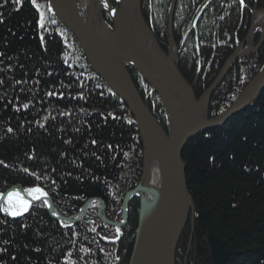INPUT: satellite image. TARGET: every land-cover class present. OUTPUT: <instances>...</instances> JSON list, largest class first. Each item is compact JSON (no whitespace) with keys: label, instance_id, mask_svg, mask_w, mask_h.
Wrapping results in <instances>:
<instances>
[{"label":"trees","instance_id":"1","mask_svg":"<svg viewBox=\"0 0 264 264\" xmlns=\"http://www.w3.org/2000/svg\"><path fill=\"white\" fill-rule=\"evenodd\" d=\"M42 1L0 0V192L17 183L41 186L71 215L90 197L110 201L125 177L122 165L133 172L132 160H142L141 138L129 108ZM162 1L153 30L167 50L163 9L169 0ZM150 2L144 1L145 15ZM263 7L264 0H178L182 20L174 32L181 70L196 82L198 97L247 37L253 10ZM200 67L204 75L197 77ZM262 68L264 45L235 63L221 85L231 92L212 109H228ZM183 159L195 205L196 259L210 263L207 238L213 232L228 246L227 264H264V91L227 124L192 140ZM108 207L110 212L111 202ZM17 208L0 207V264H128L137 218L125 227L124 239L109 242L96 213L97 220L76 225L54 218L45 202L11 215Z\"/></svg>","mask_w":264,"mask_h":264},{"label":"water","instance_id":"2","mask_svg":"<svg viewBox=\"0 0 264 264\" xmlns=\"http://www.w3.org/2000/svg\"><path fill=\"white\" fill-rule=\"evenodd\" d=\"M141 1L121 0L120 6L116 9L115 13L111 12L114 23L113 29L109 30L106 28L103 34L100 33L104 38L109 40L107 43L104 41L105 45L103 44L104 42L101 43L102 40L98 39L97 34L95 35V33L91 32L92 30L89 29L82 16L71 9L69 0H50V4L60 19L76 34L92 68L103 76L115 93L124 99L131 108L136 116L138 128L145 144L146 159L144 175L136 188L127 193L124 202V217H126L128 215V204L131 198L134 195H140L142 200L140 224L136 232V241L130 264H175V253L179 238L185 228L187 218L195 210L193 197L188 188L183 150L188 141L198 133L213 126L220 125L223 122H227L233 114L250 106L252 101L259 98L264 89V69L258 72L249 84L246 85L242 94L229 110L216 118L209 119L207 116L203 121L199 120V112L202 111V108H206L207 113V105L214 89L224 79L236 60L251 54L260 47L264 39V27L262 29L263 35L260 43L256 46L251 44L250 48L246 47L244 49H242L244 42L240 43L236 51L226 61L215 82L203 94L201 99H198L190 82H188L175 65L177 58L173 39L171 38L170 56H166L159 46L158 40L149 30L147 23L141 15ZM99 9H101L100 6L98 7V15L101 23H103L105 21L102 20ZM256 11L264 12V9ZM135 15L138 16L141 26L146 29L157 46L160 56L163 59H169L170 64L172 62V73L166 72L167 65L164 69L161 67L164 64L162 61L160 64H155L152 63L151 58H148L151 61L150 64L147 59L137 54L139 52L137 49H134V51L129 50V47L131 49L133 48L132 45H129L122 37L127 36L126 31H128L131 20ZM253 26L254 22H252L249 32L250 35L253 34L252 38H254L255 34ZM169 31L172 35V27L169 28ZM102 45L109 47V50H103ZM171 56H173V60L170 59ZM126 64H134L145 78L160 91L169 111V121L172 128L170 134L165 131L143 100L142 95L125 68ZM148 72L153 73V77ZM159 79L162 82L170 83L180 92L182 98L181 105L173 102L171 96L165 92ZM175 116L176 118H174ZM172 118H174L173 122ZM151 158L157 161L166 186L165 196L160 195L161 193H158L160 191L156 189V192L158 191V200L154 206L148 205L143 198V193L151 190L144 183V177L148 172V163ZM13 189L24 191V196L30 202L29 206L40 200H44L48 205L50 213L55 218L72 223L79 220L74 216L67 217L60 213L50 194H43L33 198L25 192L21 185L15 186L2 194L0 196L2 197L0 199V205L7 198V194ZM93 201L101 202L100 216L103 220L110 223L102 214L103 212L101 210L105 205L101 198L95 197L89 199L84 204L81 213L85 216L88 205ZM116 224L120 227L125 222ZM209 242L212 247L213 263L224 264L229 257L226 243L213 233L209 234Z\"/></svg>","mask_w":264,"mask_h":264},{"label":"rangeland","instance_id":"3","mask_svg":"<svg viewBox=\"0 0 264 264\" xmlns=\"http://www.w3.org/2000/svg\"><path fill=\"white\" fill-rule=\"evenodd\" d=\"M89 1V5H90V3L92 2V0H88ZM144 1L145 0H142L141 1V4H140V12H141V15H142V17L144 18V20H145V22L147 23V25H148V28H149V30L152 32V34L156 37V39L158 40V43H159V46L162 48V50H163V52L166 54V56H170V51H171V45H172V40H171V38L173 39V41H174V45H175V48H176V58H177V62H176V66H177V68L179 69V71L185 76V74L182 72V70H181V66L183 65L182 64V62L180 61V59H179V45H178V43H177V40H176V34H175V32H174V25H175V21L177 20V21H180L181 22V20L182 19H180V18H182V16H178V19H177V3H178V0H169V2H167V4H166V9H163V11L165 12V18H166V22H165V24H166V31H167V36H168V40H169V43H168V41H167V45H164L165 47H166V49L167 50H165L163 47H162V45H161V43H160V41H159V39H158V37H157V35H156V33H155V31L153 30V26H155V19H153V17H154V15H156L155 14V8L157 7V6H159L158 4L160 3V2H162V3H164V1H162V0H156V2L154 1V3H153V0H150L151 2V4L153 5V8L151 7V5H148L147 7H148V9L149 10H147V14L145 15V6H144ZM185 1H187V0H185ZM193 1H196V2H199V0H191V2H193ZM98 2H99V6H100V8L101 9H99V13H100V16H101V18H102V20L103 21H105V22H103L104 23V25H105V27L107 28V29H109V30H112L113 29V27H114V23H113V18H112V16H111V12H113V13H115V11H116V9L117 8H119V6H120V3H121V0H98ZM45 3V5L47 6H45L46 7V11H48V10H51L52 12H53V14L55 15V16H57V18H58V21H59V25H61V24H63L67 29H69L70 31H72L61 19H60V17L57 15V13L54 11V9L51 7V4H50V0H43L42 1V4H44ZM47 3V4H46ZM88 5V6H89ZM44 7V8H45ZM187 6H184V10H185V8H186ZM264 8H261L260 10H263ZM180 10V7H179V9H178V11ZM205 9L203 8V9H201V11H200V14L204 11ZM199 14V15H200ZM171 18H172V25L170 26V22H171ZM198 18V17H197ZM47 20H49V19H46L45 20V22L47 21ZM112 21V24H110L109 23V21ZM50 21V24H49V26H51L52 24L54 25V24H56L55 23V21H52L51 19L49 20ZM162 21V20H161ZM107 23V24H106ZM252 26V25H251ZM170 27H172V29H173V33H172V35H171V33H170V31H169V28ZM263 27H264V20L262 21V22H260L259 24H258V26H256V28L254 29V31H255V34H254V41H253V46H256V45H258L259 43H260V41H261V39H262V33H261V31H262V29H263ZM250 29H251V27H250ZM257 31H259V32H257ZM73 32V31H72ZM74 33V32H73ZM258 33H261V37H260V34H259V37L256 39V37L258 36ZM249 34V33H248ZM74 35L76 36V34L74 33ZM77 38V37H76ZM72 39V38H71ZM77 40H78V38H77ZM244 41V40H243ZM78 42H79V44H80V46H81V48L83 49V46L81 45V43H80V41L78 40ZM163 43V42H162ZM247 45H248V42L247 41H245L244 43H243V45H242V49H244V48H246L247 47ZM263 45H264V39H263V42H261V45H260V47L256 50V51H254V52H252L251 54H249V55H247V56H251V55H253V54H255L257 51H259L262 47H263ZM241 49V50H242ZM83 51H84V53L86 54V52H85V50L83 49ZM234 51H236V50H234ZM86 57H87V55H86ZM172 57V56H171ZM241 58H243V57H241ZM241 58H239L238 60H240ZM87 59H88V57H87ZM201 60V59H200ZM238 60H236V62L238 61ZM88 61H89V59H88ZM227 61V60H226ZM235 62V63H236ZM89 63H90V61H89ZM235 63L233 64V66L235 65ZM224 64H226V62L224 63ZM90 66H91V63H90ZM232 66V67H233ZM202 67V66H201ZM201 67L200 68H198V71H197V73H196V76L198 77V76H200V77H202L203 75H204V71H203V69L201 70ZM232 67L230 68V70L232 69ZM91 68H92V66H91ZM125 68H126V70H127V72L129 73V75H130V77H131V79L133 80V82L135 83V86L137 87V89L139 90V86L137 85V83L136 82H138V84L142 87L141 89H143V91H144V95L145 96H143L142 94H141V92H140V90H139V92H140V94L142 95V98H143V100L146 102V104L147 105H149L148 107L150 108V110H151V112H152V114L157 118V120H158V122L160 123V121H159V119L160 120H162V123H160L162 126H163V128L165 129V131L168 133V134H170V132H171V130H172V128H171V123H170V121H169V111H168V109H167V106H166V103H165V100H164V98H163V96L161 95V93H160V91L157 89V88H155L151 83H150V81H148L146 78H145V76L137 69V67L134 65V64H126V66H125ZM93 69V68H92ZM264 69V68H263ZM94 70V69H93ZM229 70V71H230ZM96 71V70H95ZM228 71V72H229ZM97 72V71H96ZM98 73V72H97ZM99 74V73H98ZM228 74V73H227ZM227 74H226V76H227ZM100 75V74H99ZM101 76V75H100ZM225 76V77H226ZM102 78H103V76H101ZM218 77V76H217ZM217 77L215 78V79H217ZM225 77H224V79H225ZM185 78L188 80V82H190L191 83V85H192V87H193V90L195 91V83L196 82H194V83H192L191 82V79H188L186 76H185ZM104 79V78H103ZM139 79H141V82H139ZM193 79V78H192ZM196 79V78H195ZM194 79V80H195ZM207 79V78H206ZM224 79H222V81H220V84H219V86L218 87H216V89H214V91H213V93H212V95H211V97H210V99H209V102H208V105H207V116H208V118L209 119H211V118H216V117H218V116H220V115H222L224 112H226L227 110H229L231 107H229L228 109H226L225 111H223L222 113H219V114H217L216 113V111H214L213 109H212V105L215 103V102H213V101H215V100H217V102H218V100L220 99H222L224 96H226V95H229V93L231 92L230 90H227V87L226 86H221L222 85V83H223V81H224ZM252 80V79H251ZM250 80V81H251ZM104 81L106 82V80L104 79ZM249 81V82H250ZM214 82H215V80H214ZM107 83V82H106ZM212 84V83H211ZM210 84V85H211ZM247 84H249V83H247ZM107 85L112 89V87L107 83ZM220 87V88H219ZM219 88V89H218ZM246 88V86L244 87V89ZM244 89L242 90V92L244 91ZM113 90V89H112ZM208 90V89H207ZM207 90H205V92L207 91ZM114 91V90H113ZM216 91V93H217V95L218 96H216V99H212L213 98V94H214V92ZM263 91H264V89H263ZM262 91V92H263ZM205 92L203 93V94H205ZM242 92H241V94H242ZM114 93H115V91H114ZM116 94V93H115ZM195 94H196V92H195ZM203 94L200 96V97H198L197 96V94H196V96H197V98L198 99H201V97L203 96ZM240 94V95H241ZM262 94V93H261ZM261 94H260V96H261ZM116 95H118V94H116ZM239 95V96H240ZM239 96L237 97V99L239 98ZM259 96V97H260ZM118 97H120L119 95H118ZM121 98V97H120ZM122 99V98H121ZM236 99V100H237ZM259 99V98H258ZM257 99V100H258ZM236 100L233 102V105H234V103L236 102ZM256 100H254V101H252V103L250 104V106L255 102ZM122 102L125 104V106L127 107V108H129V110H130V112L132 113V115H133V118L135 119V121H134V123L136 124V126H137V129H138V131H139V136H140V138H141V140H140V143H141V149H142V160H141V162H139V163H137L136 164V162H138L140 159H138V158H136V159H134V160H132L134 163H135V165L137 166V169L134 171L133 169V172H131V170H129V168L128 169H125V168H127V166L125 165L124 167H123V165H122V167H121V169L123 170V173H125V177L123 178V180H121L122 182H121V185H118L117 187H118V191H117V193H115V195L114 196H112V198L110 199V201L109 202H111V206L113 207L111 210H110V212H109V207H108V205H109V202H106V200L103 198V197H99V196H96V197H98V198H101L103 201H104V205H105V207L101 210L103 213V216L104 217H106L109 221H110V223H108V222H106L105 220H103L102 218H101V214H100V208H101V206H102V204H101V202H99V201H93L92 203H90L89 205H88V208H87V212L85 213V216L81 213V210H82V208H83V206H84V204H86V202L89 200V199H91V198H95V197H90V198H88L84 203H83V205H82V207H81V209L77 212V213H75V214H71V215H64L60 210H59V208L57 207V205H56V207H57V209H58V211L60 212V213H62L64 216H74L75 218H77V219H79L78 221H76V222H74V223H72V222H70V221H65V220H61V219H58V220H61V221H65V222H68V223H70V224H79L80 222H84V221H86V220H88V222L89 223H92L91 221H90V219H89V217L91 218V217H94L95 216V213H96V216L100 219V221L104 224V225H101L102 227H104V231H105V234H107L108 236L107 237H114L115 236V241H117V240H122V239H124L123 237L124 236H126L125 235V233H124V231H125V227L131 222V220H133V219H135V218H137V221H138V223H137V227H136V229H135V233H134V235H133V247H132V249H131V254H130V258H129V261H128V264H130V262H131V258H132V254H133V251H134V245H135V241H136V232H137V229L139 228V224H140V213H141V208H142V200H141V196L140 195H134L132 198H131V200L129 201V204H128V215L126 216V217H124L125 216V212H124V202H125V198H126V196H127V193L129 192V191H131V190H133L134 188H136V186L139 184V182L142 180V177H143V175H144V166H145V159H146V152H145V150H146V148H145V144H144V142H143V139H142V136H141V132H140V130H139V128H138V123H137V119H136V116L134 115V113L132 112V110H131V108L128 106V104L124 101V99H122ZM219 105V104H218ZM217 108V107H216ZM241 111H239V112H237V113H235V114H233L228 120H227V122L225 123V124H227L228 123V121L233 117V116H235V115H237V114H239ZM216 113V114H215ZM225 124H220V125H216V126H213L212 128H208V129H205V130H203V131H201L200 133H198L195 137H193L191 140H189V142L187 143V145L185 146V148H184V150H183V153H184V151L186 150V148L189 146V144H190V142L192 141V140H194L195 138H197V136H199L200 134H202V133H206L208 130H210V129H214V128H217V127H221V126H224ZM123 159H124V156L122 157ZM126 160V159H125ZM132 162V163H133ZM186 165V164H185ZM139 168V169H138ZM186 169H187V166H186ZM127 170H128V172H127ZM127 172V173H126ZM131 172V173H130ZM128 173H130L129 175H128ZM127 175V176H126ZM141 175V176H140ZM140 176V179H139V181H138V183L136 184V186H133V188H131V189H126V187L128 186V184H130V183H133L134 181H136V179L138 178ZM186 177H187V175H186ZM188 182V181H187ZM22 186L23 188H24V190H25V192L29 195V196H31V197H33V198H36V197H38V196H40V195H43V194H50L45 188H43V187H41V186H25V185H23L22 183H17V184H14V185H11V186H8L7 187V189L6 190H4V191H2V192H0V196L2 195V194H4L5 192H7L8 190H10L11 188H13V187H15V186ZM113 186L115 187V189H117V187H116V183H113ZM36 188H40V189H42L43 191L41 192V193H38V195H36V196H32V195H30L29 194V192L32 190V189H36ZM51 195V194H50ZM52 196V195H51ZM8 198V197H7ZM7 198H5L6 199V201H8V199ZM53 198V197H52ZM6 201L4 200L3 202H2V204L0 205V207H2L3 206V204H6ZM53 201H54V199H53ZM194 201V200H193ZM26 202H27V205L29 206V201L27 200V198H26ZM39 202H45V204H46V206H47V208H48V205H47V203H46V201H44V200H40V201H38V202H36V203H39ZM36 203H34L33 204V206L36 204ZM54 203H55V201H54ZM16 204L20 207V208H23V205H22V203L19 201V200H17V199H14L13 198V205H11V206H15L16 207ZM119 204H120V206H119ZM27 206V207H28ZM194 207H195V205H194ZM48 210H49V208H48ZM50 212V211H49ZM194 212H195V210L190 214V216L187 218V222H186V225H185V228L183 229V232H182V234H181V236H180V238H179V242H178V246H177V249H176V253H175V264H206V261L205 260H197L196 259V252H195V248H194V242H193V234H192V231H191V222H192V220H193V217H194ZM138 213V214H137ZM51 214V213H50ZM52 215V214H51ZM53 216V215H52ZM54 217V216H53ZM55 218V217H54ZM95 219H96V217H94ZM127 218V219H126ZM57 219V218H56ZM126 219V220H125ZM97 220V219H96ZM93 221V220H92ZM111 222H113V223H111ZM123 222H125V224L124 225H122V226H117V224L116 223H123ZM96 223V222H95ZM107 227V228H106ZM112 230V232H110ZM210 233H213V232H210ZM209 233V234H210ZM209 234H208V238H207V242H208V249H209V255H210V257H208V258H206V260L208 261V262H210V263H207V264H214L213 263V261H212V247H211V244H210V242H209ZM213 234H215V233H213ZM216 235V234H215ZM218 236V235H217ZM219 237V236H218ZM110 240H111V238L109 239V240H105V241H109L110 242ZM181 243V244H180ZM179 246H181L180 248H179ZM226 247H227V250H228V252H229V249H228V246H227V244H226ZM104 248V247H103ZM117 249H119L120 250V248H115V249H112V251L113 252H117ZM68 259H70V260H72L71 258H68L67 257V260ZM205 261V262H204ZM228 261H229V257H228V259H227V261L224 263V264H227L228 263Z\"/></svg>","mask_w":264,"mask_h":264},{"label":"bare ground","instance_id":"4","mask_svg":"<svg viewBox=\"0 0 264 264\" xmlns=\"http://www.w3.org/2000/svg\"><path fill=\"white\" fill-rule=\"evenodd\" d=\"M69 1H70L71 9L75 13H78L80 16H82L85 23L89 27V29L92 30L91 32L95 33V35L96 34L98 35V39L102 40L101 43L104 41L107 43L109 40L104 38L101 35V34H103V32L106 31V27H105L104 23H101V19H99V15H98V7H99L98 3L99 2H98V0H92L90 5H89L88 0H69ZM263 20H264V12L256 11L254 16H253V22H254L253 27H254V29ZM126 32H127V36L122 37V38L126 42H128L129 45L130 44L132 45L133 48L131 49L129 47V50L134 51V49H137L139 51V52H137V54H139L143 58L147 59L150 64H151V61H152V63H155V64H160L162 61L164 64L161 67L164 69L167 65L166 72L172 73L171 72L172 62L170 64L169 59H163L162 56H160V54L158 53L159 51L157 50V46L153 42L152 38L150 37V35L146 31V29L141 26L140 20H139L137 15H135L132 18L129 29ZM252 37H253V34H251V35L249 34V36L246 37L244 40V41L248 42L247 48H250L251 44L253 45L252 41H254V38H252ZM105 42L103 43L104 45H105ZM102 47H103V50H109V47H105L103 45H102ZM148 58H151V61ZM170 59L173 60L174 59L173 56ZM224 65L222 66V68L224 67ZM222 68H221V70H222ZM148 74L152 76L153 73L148 72ZM256 75H257V73L255 74V76ZM159 81L161 82L162 86L164 87L165 92H167L171 96V99L173 100V102L177 103V105H181V103H182L181 99L182 98H181L180 92L176 88H174L170 83L162 82L160 79H159ZM213 83H214V81L212 82V84ZM212 84L208 88H210L212 86ZM232 106H233V104L230 107H232ZM248 107H250V106H248ZM248 107L244 108L243 110L247 109ZM243 110H241V112ZM207 115L208 114L206 113V108H202V111L199 112V117H200L199 120L203 121L207 117ZM174 118H176V116ZM174 118H172V122H173ZM225 123L223 122L222 124H225ZM147 170H148V172L146 173V176L144 177V183H145V185H148L151 188V190L144 192V193L142 192V193H143L144 201L148 205L154 206L158 200V196H157L158 191L156 192V189H158L160 191V192H158V193H161L160 195L165 196V193H166L165 187L166 186H165V181L163 179V176L161 175V172L159 170L158 163H157V161L153 160V158H151L149 160ZM32 190H34V189H32ZM32 190L29 192L30 195H32V196L38 195V193H36ZM10 192H12L14 194V197H13L14 199H16V194L18 193L19 199H17V200H19L21 203L26 202V197L24 196V191H22L20 189H13ZM29 207L32 208L33 204Z\"/></svg>","mask_w":264,"mask_h":264},{"label":"snow or ice","instance_id":"5","mask_svg":"<svg viewBox=\"0 0 264 264\" xmlns=\"http://www.w3.org/2000/svg\"><path fill=\"white\" fill-rule=\"evenodd\" d=\"M17 2H20V0H17ZM240 2H241V4H243V0H240ZM33 3H35V0H33ZM0 23H2V20H0ZM9 131H11V129H9ZM32 191H34L36 193H41L43 190L40 189V188H36V189H34ZM7 197H8V204L10 206L13 205V197H14V194L12 192H9L7 194ZM0 199H2V197H0ZM16 199H19L18 193L16 194ZM22 205H23V208H17L15 211L10 212V214L11 215H17V214H19L20 211H22L23 209H26L27 206H28L27 205V202H22Z\"/></svg>","mask_w":264,"mask_h":264}]
</instances>
